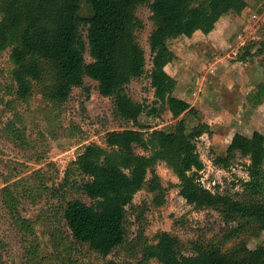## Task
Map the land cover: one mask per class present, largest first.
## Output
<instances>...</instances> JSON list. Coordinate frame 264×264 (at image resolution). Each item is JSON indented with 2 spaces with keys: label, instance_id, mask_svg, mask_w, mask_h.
Returning a JSON list of instances; mask_svg holds the SVG:
<instances>
[{
  "label": "trees",
  "instance_id": "trees-1",
  "mask_svg": "<svg viewBox=\"0 0 264 264\" xmlns=\"http://www.w3.org/2000/svg\"><path fill=\"white\" fill-rule=\"evenodd\" d=\"M143 6L149 7L154 27L149 37V77L155 97L150 115L167 110L174 119L198 117L199 112L190 103L174 96L178 81L166 70L177 60L172 42L192 38L197 32L210 35L223 17L242 16L249 6L246 0H0V54L10 49L15 102L27 103L38 93L49 103L61 106L90 79L98 83L103 97L115 100L136 127L109 132L105 147L87 146L68 166L59 187L55 183L49 186L40 172L35 177L34 192L30 177L7 186L2 190L3 204L16 229L29 242L37 222L24 217L18 207L48 196L56 201L54 221L61 218L75 246L67 245L62 234L55 237L56 244L72 254L87 247L107 258L127 241L128 210L140 191L153 195L154 206L166 204L169 189L156 171L158 164L164 163L179 180L180 195L196 210L216 211L226 221L236 223L237 235L252 233L263 240L255 247L241 241L227 250L216 243H192V255H187L178 237L161 232L155 243L139 238L137 255L141 264H264V143L236 134L215 162L229 169L237 156L248 160V178L240 182L242 192L236 196H203L201 172L205 164L197 142L212 134L210 125L199 121L190 129L185 118L166 129L141 124L149 106L131 98L127 87L147 74L146 52L138 41V32L144 29L138 10ZM87 53L91 63L86 61ZM262 53L264 40L252 41L243 46L238 60L250 61ZM260 98L261 94L257 95V103ZM16 138L21 145L26 144L22 131ZM137 147L144 154H138ZM70 191L84 195L90 204L74 198ZM26 249L27 264L30 256L32 264H38V249L31 253L30 247ZM63 261L128 264L73 261L70 253Z\"/></svg>",
  "mask_w": 264,
  "mask_h": 264
},
{
  "label": "rangeland",
  "instance_id": "rangeland-1",
  "mask_svg": "<svg viewBox=\"0 0 264 264\" xmlns=\"http://www.w3.org/2000/svg\"><path fill=\"white\" fill-rule=\"evenodd\" d=\"M246 1L249 6L242 16L223 17L213 35L199 32L192 38L183 37L172 42L177 60L166 70L178 81L174 96L187 101L199 112L198 117L188 115L179 119H174L167 110L160 115H150L155 97L149 77L152 68L149 37L154 27L149 7L138 10V17L144 23V29L138 32V41L146 52L147 74L133 81L127 87V93L135 101L149 106L141 121L145 127L166 129L183 118L190 129L199 121L210 125L212 134L204 135L197 142L205 164L201 172L203 196L209 193L236 196L242 192L240 182L248 178V160L237 156L229 169L215 162L218 156L225 154L236 134L264 143V53L250 61L238 60L243 48L239 44L264 40V0ZM86 61L92 62L88 53ZM12 68L8 49L0 54V98L5 102L0 105V264H27L25 256L29 247L30 253L38 249V264H65L63 259L67 253L73 261L86 263L115 260L141 264L137 255L139 238L155 243L161 232L178 237L187 255H192V243H216L227 250L241 241L247 242L249 247L262 242V236L252 233L237 235L236 223L226 221L216 211L196 210L180 195L179 180L164 163H159L156 171L164 187L169 189L166 204L156 207L153 195L147 190L140 191L128 210L127 241L107 258L90 252L87 247L72 254L64 249L65 246L56 244L55 237L62 234L67 245L75 246L61 218L54 221L56 201L48 196L19 205L24 217L37 222L35 235L31 234L30 241H25L3 204L2 190L30 177V188L34 192L38 172L49 186L55 183L59 187L68 166L87 146L105 147L109 132L136 127L115 100L103 97L98 83L90 79H86L85 88L75 89L61 106L49 103L38 93L27 103L15 102L11 94L15 87L10 76ZM259 94L261 98L257 103ZM8 102L13 104L6 106ZM20 131L24 133L25 145L16 138ZM136 152L144 154L139 147ZM70 193L90 204L84 195L75 191ZM231 234L234 238L229 240ZM216 257L222 258L220 254Z\"/></svg>",
  "mask_w": 264,
  "mask_h": 264
},
{
  "label": "built area",
  "instance_id": "built-area-1",
  "mask_svg": "<svg viewBox=\"0 0 264 264\" xmlns=\"http://www.w3.org/2000/svg\"><path fill=\"white\" fill-rule=\"evenodd\" d=\"M245 44H246V42H242V43L239 44V45H241V46L243 47Z\"/></svg>",
  "mask_w": 264,
  "mask_h": 264
},
{
  "label": "crops",
  "instance_id": "crops-1",
  "mask_svg": "<svg viewBox=\"0 0 264 264\" xmlns=\"http://www.w3.org/2000/svg\"><path fill=\"white\" fill-rule=\"evenodd\" d=\"M219 24V23H218ZM215 32V31H214ZM214 32L213 33H211L209 36H211V35H213L214 34ZM197 33H199V32H197ZM201 33V32H200ZM208 36V35H207Z\"/></svg>",
  "mask_w": 264,
  "mask_h": 264
}]
</instances>
